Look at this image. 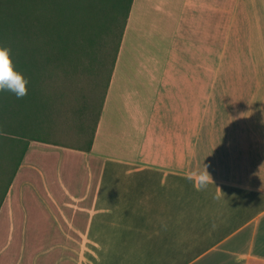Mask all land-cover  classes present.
<instances>
[{
  "label": "crops",
  "instance_id": "obj_1",
  "mask_svg": "<svg viewBox=\"0 0 264 264\" xmlns=\"http://www.w3.org/2000/svg\"><path fill=\"white\" fill-rule=\"evenodd\" d=\"M91 138L29 142L0 264H264V0H133Z\"/></svg>",
  "mask_w": 264,
  "mask_h": 264
},
{
  "label": "rangeland",
  "instance_id": "obj_2",
  "mask_svg": "<svg viewBox=\"0 0 264 264\" xmlns=\"http://www.w3.org/2000/svg\"><path fill=\"white\" fill-rule=\"evenodd\" d=\"M101 2L108 5L110 0ZM90 6L89 16L80 14L78 25L79 40L84 36V41L80 40L85 44L84 51L77 52L78 50L71 48L67 54L59 56L65 62L61 66H54L51 61L49 64L45 62L46 66H43L48 74L41 85L46 88L48 95H44L46 106L41 107V112L47 120L38 119L43 121L41 126L44 127L43 130H37L38 136L73 148L85 146L91 139L123 23V17L118 18L120 26L112 25L113 29L107 32L108 22L105 25L104 20H101L99 2ZM55 10L54 0H0V47L9 49L15 68L28 81V92L38 87L39 74L34 71L32 63L19 60V51L21 49L23 53H31L38 51L37 48L41 45H50L49 29L52 24L55 25L54 19L58 16H55ZM50 70L52 78L48 77ZM33 248L39 252L49 250L46 253L55 258L53 264H89L88 261L85 263L82 256L94 253V247L76 244L70 247ZM79 257L81 262L77 261Z\"/></svg>",
  "mask_w": 264,
  "mask_h": 264
},
{
  "label": "trees",
  "instance_id": "obj_3",
  "mask_svg": "<svg viewBox=\"0 0 264 264\" xmlns=\"http://www.w3.org/2000/svg\"><path fill=\"white\" fill-rule=\"evenodd\" d=\"M96 1L99 2L101 20H104L105 25L108 22L106 25L107 32L113 29L112 25L120 26V19L118 18L123 17L108 78V87L133 0H113L112 2L110 0L108 5H103L102 0H54L56 4L55 16H58L54 19L56 21L55 25L52 24L49 29L51 35L50 45H41L37 48L38 51L31 53H23L21 49L19 51V60L32 63L34 71L39 74L38 87H35V90L27 91L22 97H16L7 90H0V206L27 151L29 142L35 140L60 144L41 138L37 132L38 129L43 130L42 122L47 120L41 112V107L46 106V102L43 100L44 95H48L46 88L41 85L48 74V70L43 69V66H46L44 63L49 61L54 66H61L64 61L59 56L67 54L71 48L78 50L77 52L84 51L85 44L80 41H84V36L80 40L78 36L80 14L89 16L90 5ZM111 42L113 41L111 40ZM54 54L56 55L55 58ZM52 75L53 73L50 70L48 77L52 78ZM39 118L43 121H38ZM91 143L92 138L88 141L86 148L90 147ZM74 147L83 148L82 146Z\"/></svg>",
  "mask_w": 264,
  "mask_h": 264
},
{
  "label": "clouds",
  "instance_id": "obj_4",
  "mask_svg": "<svg viewBox=\"0 0 264 264\" xmlns=\"http://www.w3.org/2000/svg\"><path fill=\"white\" fill-rule=\"evenodd\" d=\"M27 79L18 71L11 59L9 49L0 47V90H7L13 93L16 97H22L27 93ZM195 177V184L198 187L206 186L209 174L206 171L192 173Z\"/></svg>",
  "mask_w": 264,
  "mask_h": 264
}]
</instances>
